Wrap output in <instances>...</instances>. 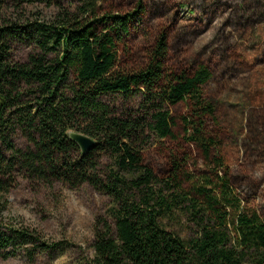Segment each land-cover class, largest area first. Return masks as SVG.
Returning <instances> with one entry per match:
<instances>
[{"label":"trees","instance_id":"16d2710c","mask_svg":"<svg viewBox=\"0 0 264 264\" xmlns=\"http://www.w3.org/2000/svg\"><path fill=\"white\" fill-rule=\"evenodd\" d=\"M96 1L83 0L90 15ZM135 15L114 17L116 29L127 32ZM57 24L0 27V259L13 257L16 245L37 253L56 247L5 224L7 196L23 173L47 185L87 184L111 199L115 234L107 220H99L96 264H264V219L240 199L224 159L211 157L216 140L198 138L206 119L217 123L204 89L212 79L210 69L169 71V39L162 33L148 65L123 72L115 39L100 33L96 23L66 13ZM27 30L40 51L19 63L10 41ZM109 95L138 102L119 110L102 100ZM182 102L191 108L182 118L185 137L201 146L211 169L199 198L184 190L177 174L161 179L144 164L152 137L175 139L169 108ZM73 131L94 139L97 147L73 158V150L81 151L68 137ZM18 135L32 148H18ZM105 155L112 166L103 172ZM183 218L192 226L187 235L172 225Z\"/></svg>","mask_w":264,"mask_h":264},{"label":"rangeland","instance_id":"374dc122","mask_svg":"<svg viewBox=\"0 0 264 264\" xmlns=\"http://www.w3.org/2000/svg\"><path fill=\"white\" fill-rule=\"evenodd\" d=\"M96 2V13L90 15L83 0H0V27L36 22L57 26L63 14L78 16L96 23L100 33L111 34L119 70L131 73L148 65L158 38L166 33L169 71L192 74L201 65L210 69L212 79L204 89L215 106L217 123L206 119L198 138L216 140L211 157L224 159L240 199L264 219V0ZM133 13L138 15L130 19L128 31L117 30L114 17ZM32 34L27 30L10 41L14 61L26 63L40 51ZM70 82H75L74 74ZM102 100L119 110L133 109L138 102L113 95ZM169 110L175 118V139L152 137L144 164L161 179L177 174L184 190L199 198L203 177L211 169L201 146L184 134L182 118L190 115V103ZM14 142L20 149L32 148L22 135ZM71 155L77 158L81 151ZM102 165L103 172L111 168V157L105 155ZM112 208L111 199L90 185L74 189L58 182L47 185L21 173L7 196L5 224L29 230L41 244L56 247L37 253L16 245L15 255L0 259V264H96L93 246L99 220H107L115 234ZM172 225L183 235L192 227L184 218ZM230 230L235 231L233 226Z\"/></svg>","mask_w":264,"mask_h":264},{"label":"water","instance_id":"95a60500","mask_svg":"<svg viewBox=\"0 0 264 264\" xmlns=\"http://www.w3.org/2000/svg\"><path fill=\"white\" fill-rule=\"evenodd\" d=\"M68 137L72 142L78 145L83 155H87L89 152L93 151L98 145L97 141L80 132H70L68 133Z\"/></svg>","mask_w":264,"mask_h":264}]
</instances>
